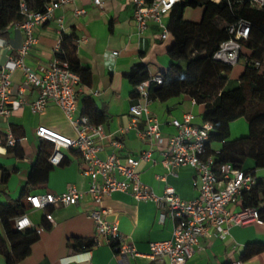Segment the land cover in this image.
Masks as SVG:
<instances>
[{
    "label": "crops",
    "instance_id": "0c3cea01",
    "mask_svg": "<svg viewBox=\"0 0 264 264\" xmlns=\"http://www.w3.org/2000/svg\"><path fill=\"white\" fill-rule=\"evenodd\" d=\"M79 9H84L85 12L78 13ZM192 9L196 12L195 15L192 19H186L197 24L204 8ZM169 20L167 15L163 18V23L168 26ZM18 22L16 12L9 14L7 25H3L0 20V66L10 57L20 55L26 33L17 25ZM72 30L81 39L78 44L80 61L92 72L91 83L79 87L78 113L81 114L84 108L83 98L90 96L95 106L105 110L109 116L102 123L106 132L122 140V148L114 147L108 140L103 141L105 149L100 152V156L105 158L111 151H115L125 161L129 155H138L152 146L151 159L142 160L138 166L141 179L159 195L163 194L167 186H171L184 199L196 197L195 168L181 165L168 169L162 154L166 142L158 144L155 141L150 145L149 139L140 136L139 131L148 126L145 116H139L135 127L127 130L124 135L121 133L133 124L134 116L130 107L138 102V96L134 95L135 88L127 74L139 62L147 64L151 74L166 71L171 64L168 52L174 43L173 35L169 33L167 37H163L162 26L153 20H150L146 29L139 30L134 19L132 0H105L101 6L95 5L92 0H75L56 9L49 22L34 29L38 41L25 55V63L35 71L40 66L49 65L55 57L62 33H70ZM24 79L20 68L11 74L10 97L15 100L23 99L25 104L10 116H3L0 122L1 133L12 132L24 137L17 146L0 152V203L8 204L19 199L27 201L28 194L61 193L70 185L86 190L90 178L82 172L83 159L75 150H64V163L54 166L45 180L37 184L29 183L30 172L42 146L49 149L51 144L38 137L37 128L44 125L70 137H76L77 131L61 107L55 103L48 104L41 112H34L31 104L39 97L40 88L27 86L20 91ZM98 88L101 89L98 94L91 93ZM141 103L145 104V100L141 99ZM149 109L159 119L164 137L177 133L178 129L171 124V120L182 119L185 113L195 115L193 124L205 122V106L194 103L189 96L181 95L166 101L152 100ZM247 122L248 134L240 138L248 137L251 133V123ZM43 141L46 142L44 145ZM210 147L216 152L224 148L223 143L217 141L212 142ZM225 154L230 155L231 151L225 150ZM256 165L255 162L251 167L243 165L242 168L250 169ZM262 169L264 163L256 169L258 178H264ZM104 203L111 211L108 218L118 220L125 240L134 244L145 255L151 242L166 240L172 236L174 223L167 211H162L154 200H137L129 193L116 191L106 196ZM91 207L92 199L88 194L76 204L51 207L49 211L53 215V223L47 221L45 210H28L34 225L38 228L44 226L45 230L32 245L31 252L15 264H120V257L107 239L103 236L96 239L95 225L89 217ZM231 209L237 210L239 207L232 205ZM162 213H165L163 218ZM13 219L11 224L14 226ZM230 231V235L221 238L210 230L211 235L201 238V248L187 264H232L238 260L243 264H264V252L248 260L242 259L247 244L264 242V225L248 222L233 225ZM77 239L93 241L94 244L89 250L79 251ZM9 252L11 244L6 235L5 223L0 218V264H8ZM145 255L129 256L125 259V264H169L167 258L152 260Z\"/></svg>",
    "mask_w": 264,
    "mask_h": 264
},
{
    "label": "built area",
    "instance_id": "2783aa9c",
    "mask_svg": "<svg viewBox=\"0 0 264 264\" xmlns=\"http://www.w3.org/2000/svg\"><path fill=\"white\" fill-rule=\"evenodd\" d=\"M75 0H51L46 5L44 12L30 10L28 4L23 0L19 12L24 16L17 25L26 33V39L20 49L19 56L10 57L7 62L0 66V122L3 116H10L12 112L21 108L25 101L23 99H11L12 80L11 74L16 69L23 70L25 79L20 86L23 91L27 86L40 88L39 97L31 104L34 112L43 111L50 103L61 107L67 119L77 131L76 137H70L60 132L53 131L44 125H40L36 133L38 137L53 145L49 161L58 166L65 158L64 150L78 151L83 159L82 172L89 176V186L86 190H79L70 185L61 193H37L28 194L26 199L29 210H45L48 222L53 223V215L49 211L51 207L68 206L78 203L85 194L90 195L92 207L89 217L93 220L96 229V239L103 236L112 244L116 254L120 257V264H125L129 256L145 255L140 252L134 244L125 240L120 231L117 219L110 220V208L105 205L106 196L113 192L121 191L132 195L137 200H154L162 211H167L174 223L172 236L166 240L153 241L149 244V251L145 256L152 260L167 258L169 264H187L195 252L201 248L200 240L204 236H210V230L221 238L230 235L233 225H243L248 222H256L264 225V202L259 208L246 207L244 205V194L250 191L258 182L256 173L245 171L235 166L232 162L216 164V156L208 154V143L213 124L205 121L203 124H193L195 115L191 112L185 113L182 119L173 118L171 124L177 129V133L164 137L159 119L153 116L149 109L152 101L150 98V84L154 81L158 84L163 82L160 73L151 74V78L136 87L138 102L130 107L134 116L133 124L123 129L121 133L127 132L136 126L137 118L145 116L148 126L139 131L144 139L162 144L166 142V148L162 150L164 163L168 169L181 165H189L196 170L195 188L197 196L193 199L182 198L176 190L167 186L163 194L159 195L142 179L138 166L142 160H150L152 146L140 152L138 155H129L125 161L111 151L107 157L100 156L104 151L103 141L108 140L114 147L122 148V140L116 139L107 133L103 124H94L87 115L78 113L79 87L81 77L70 68L68 61L60 59L55 55L49 65L40 66L37 71L32 70L25 63V55L31 50L38 39L34 35L37 26L49 22L54 11ZM105 0H92L101 6ZM178 0H132L134 4V19L137 28L144 30L148 27L150 20L158 22L163 28V37L170 33L169 28L163 23V18L169 15L173 5ZM220 2L221 0H212ZM251 3L264 9V0H250ZM84 13V9L77 10ZM251 23L241 19L229 27L230 38L221 43L214 54V60L226 64L235 65L239 62L242 51V40L248 39L251 31ZM81 39H79L80 42ZM61 47L59 40L56 50ZM259 65V62H257ZM150 71V70H149ZM101 89L92 91L98 94ZM145 100V104L141 103ZM196 103L195 100H193ZM24 140L23 136L14 133L0 132V152L10 147H15ZM239 207L232 210L231 206ZM165 213L161 214L163 218ZM14 228L24 230L35 227L28 212L14 217ZM45 230L44 226L38 228V233ZM232 264H243L241 260Z\"/></svg>",
    "mask_w": 264,
    "mask_h": 264
},
{
    "label": "trees",
    "instance_id": "16d2710c",
    "mask_svg": "<svg viewBox=\"0 0 264 264\" xmlns=\"http://www.w3.org/2000/svg\"><path fill=\"white\" fill-rule=\"evenodd\" d=\"M23 0H0V20L7 25L11 12H16V19L22 21L24 16L19 12ZM30 10L44 12L51 0H25ZM152 2L153 0H146ZM204 8L203 15L197 24H192L185 15L186 8ZM215 10V13H213ZM168 28L174 37L169 49L171 64L160 74L163 82L151 81L149 92L151 100L166 101L181 95L189 96L197 104L205 106L204 120L213 124L208 143V154L216 156V164L232 162L242 168L246 159L255 160L256 166L245 171L256 173V169L264 163V9L251 3L250 0H178L174 3L170 14ZM241 19L250 21L252 27L248 39L242 40L241 58L245 59L246 68L238 84L229 87L227 71L230 65L214 60V54L222 42L230 38L229 27ZM80 36L75 30L63 32L61 47L56 52L60 59L68 61L70 68L81 77V85L91 83L92 72L82 65L78 44ZM259 62V65L257 64ZM135 88L151 78L149 67L143 62L133 66L127 74ZM82 115H87L94 124H102L108 119L103 109H98L90 96L83 98ZM245 117L251 123L248 137L230 140L231 123ZM222 142L223 150L216 152L211 149L212 142ZM46 143L43 141V145ZM53 150L42 146L39 157L34 164L29 183L37 184L45 180L48 172L54 167L49 161ZM225 150L231 151L230 155ZM65 161H62V165ZM264 202V178H258L253 188L244 194L246 207L259 208ZM29 203L21 199L8 204L0 203V218L5 223L6 235L11 244V252L7 255V263L15 264L31 252L32 245L41 234L38 227L17 230L11 219L29 210ZM260 213L264 216L263 209ZM79 251L89 250L94 242L77 239ZM113 249L116 247L112 243ZM264 252V242L256 241L247 244L243 260Z\"/></svg>",
    "mask_w": 264,
    "mask_h": 264
},
{
    "label": "rangeland",
    "instance_id": "374dc122",
    "mask_svg": "<svg viewBox=\"0 0 264 264\" xmlns=\"http://www.w3.org/2000/svg\"><path fill=\"white\" fill-rule=\"evenodd\" d=\"M195 13L196 12L194 11V9L188 7L184 17L187 19H192ZM245 68H246V63H245L244 58H241L239 62H237L235 65H232V66L230 65V68L227 71V75L231 81L229 84V87H233L238 83V80L244 73ZM248 128H249V125L245 117H242L240 119L233 121L231 124V135L229 139L231 140L235 138H240L241 136L248 134ZM254 164H255V161L251 158H248L245 160L243 165L246 167H251ZM261 171L264 174V169H262Z\"/></svg>",
    "mask_w": 264,
    "mask_h": 264
}]
</instances>
